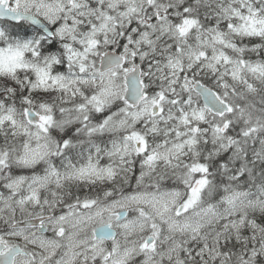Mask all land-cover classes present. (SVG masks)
<instances>
[{"label":"snow or ice","instance_id":"1","mask_svg":"<svg viewBox=\"0 0 264 264\" xmlns=\"http://www.w3.org/2000/svg\"><path fill=\"white\" fill-rule=\"evenodd\" d=\"M0 264H264V0H0Z\"/></svg>","mask_w":264,"mask_h":264}]
</instances>
